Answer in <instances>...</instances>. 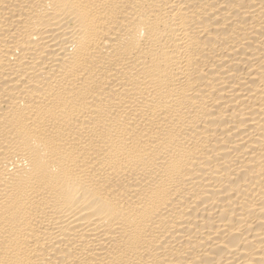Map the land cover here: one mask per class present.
Listing matches in <instances>:
<instances>
[{
    "label": "bare ground",
    "instance_id": "bare-ground-1",
    "mask_svg": "<svg viewBox=\"0 0 264 264\" xmlns=\"http://www.w3.org/2000/svg\"><path fill=\"white\" fill-rule=\"evenodd\" d=\"M0 264H264V0H0Z\"/></svg>",
    "mask_w": 264,
    "mask_h": 264
}]
</instances>
